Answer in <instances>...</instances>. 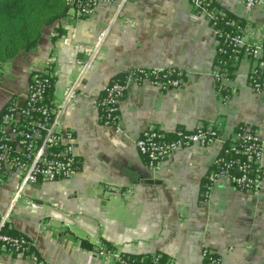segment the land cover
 I'll list each match as a JSON object with an SVG mask.
<instances>
[{
	"label": "crops",
	"instance_id": "1",
	"mask_svg": "<svg viewBox=\"0 0 264 264\" xmlns=\"http://www.w3.org/2000/svg\"><path fill=\"white\" fill-rule=\"evenodd\" d=\"M210 1L241 22L248 42H264V7L246 13L238 0ZM216 45L211 26L189 0H125L119 11L116 3H101L88 18L70 5L32 50L5 62L0 111L11 98L25 97L34 73L52 76L49 99L55 103L78 82L61 128L74 135L80 167L69 180L30 185L17 197V176L8 174L0 187L7 231L30 239L46 264H115L96 255L97 243L143 260L159 255L164 264H201L206 248L218 264H264V189L243 192L219 178L205 196L206 177L240 124L258 132L264 167V92L248 86L253 64L241 59L231 67L232 95L222 102L212 74ZM136 67L177 68L182 86L160 91L130 81L116 127L101 125L93 100ZM205 124L215 126L220 139L174 150L159 172L136 149L148 127L171 134ZM0 264L31 263L0 253Z\"/></svg>",
	"mask_w": 264,
	"mask_h": 264
},
{
	"label": "built area",
	"instance_id": "2",
	"mask_svg": "<svg viewBox=\"0 0 264 264\" xmlns=\"http://www.w3.org/2000/svg\"><path fill=\"white\" fill-rule=\"evenodd\" d=\"M189 1L193 10L206 18L216 39L217 58L212 74L220 100L225 102L231 97L232 77L228 75V67H232L241 59H247L253 64L247 76L251 91L264 92V42H248L241 23L233 18L226 19V13L214 9L210 0ZM68 2L78 16L88 18L95 14L101 3H116V9L119 11L125 0ZM238 2L246 13H250L257 6L264 7V0ZM77 63L82 64L80 60ZM87 65L88 63L85 67ZM130 81L149 82L160 91L180 88L183 83L181 70L174 67L132 69L128 75L112 80L93 100L101 125L116 127L120 102ZM52 85L51 75L34 73L29 77L25 97L11 98L0 111V187L8 174H15L18 180L16 197L30 185L69 180L80 168L74 135L70 130L61 128L66 106L74 98L78 82L73 84L64 99L58 103L49 99ZM219 139V131L211 124L199 125L193 130L178 128L171 134L148 127L136 138L135 146L145 159L147 167L152 172H159L174 150L194 145L206 147ZM233 139L240 147L245 160L238 163L232 171L231 163H225L217 157L213 166L218 161H222V164L219 170L207 175L204 183L205 196L208 188L219 178L227 179L243 192L255 193L264 189L263 146L258 132L251 125L240 124ZM236 148L233 146L232 150ZM9 220L8 211L0 215V253L25 259L31 264H46L34 251V244L30 239L7 231ZM95 253L102 258H112L115 264H144L143 259L127 256L116 247L104 243H97ZM218 263L219 258L212 250H202L201 264ZM147 264L164 263L161 262V256L154 255Z\"/></svg>",
	"mask_w": 264,
	"mask_h": 264
},
{
	"label": "trees",
	"instance_id": "3",
	"mask_svg": "<svg viewBox=\"0 0 264 264\" xmlns=\"http://www.w3.org/2000/svg\"><path fill=\"white\" fill-rule=\"evenodd\" d=\"M211 5L216 9L213 3ZM69 9L68 0H0V70L5 62L32 50L44 29L64 18ZM227 18L233 17L226 14ZM230 72L231 67H228V75ZM233 146L237 148L232 150ZM218 157L225 163H231L232 171L245 160L233 138L224 142ZM220 164L222 161L212 166V171L219 170ZM82 245L89 248L86 243ZM149 260L146 258L143 263L147 264Z\"/></svg>",
	"mask_w": 264,
	"mask_h": 264
}]
</instances>
